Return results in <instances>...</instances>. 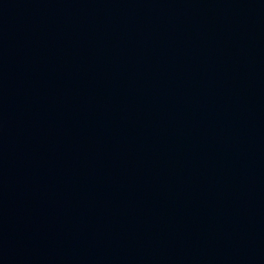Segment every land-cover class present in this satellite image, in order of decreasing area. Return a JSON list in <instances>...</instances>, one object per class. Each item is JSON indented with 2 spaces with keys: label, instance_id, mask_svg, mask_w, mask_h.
I'll use <instances>...</instances> for the list:
<instances>
[{
  "label": "water",
  "instance_id": "95a60500",
  "mask_svg": "<svg viewBox=\"0 0 264 264\" xmlns=\"http://www.w3.org/2000/svg\"><path fill=\"white\" fill-rule=\"evenodd\" d=\"M0 264H264V0H0Z\"/></svg>",
  "mask_w": 264,
  "mask_h": 264
}]
</instances>
